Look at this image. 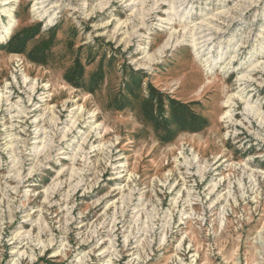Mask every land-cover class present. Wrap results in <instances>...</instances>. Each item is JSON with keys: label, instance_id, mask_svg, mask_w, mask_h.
Wrapping results in <instances>:
<instances>
[{"label": "rangeland", "instance_id": "374dc122", "mask_svg": "<svg viewBox=\"0 0 264 264\" xmlns=\"http://www.w3.org/2000/svg\"><path fill=\"white\" fill-rule=\"evenodd\" d=\"M2 1L0 264H264V0Z\"/></svg>", "mask_w": 264, "mask_h": 264}, {"label": "bare ground", "instance_id": "6f19581e", "mask_svg": "<svg viewBox=\"0 0 264 264\" xmlns=\"http://www.w3.org/2000/svg\"><path fill=\"white\" fill-rule=\"evenodd\" d=\"M45 1H47V0H45ZM45 1H43L42 3H44ZM2 2L3 3H1V5H8L11 2V0H3ZM3 11L6 12L8 14V16L11 15L10 10L5 9ZM10 33H11V26L10 25L4 26L3 29L1 30V33H0V39H1V41H5L8 38V36L10 35ZM196 44H198V43H196ZM160 52H161V50H160Z\"/></svg>", "mask_w": 264, "mask_h": 264}]
</instances>
